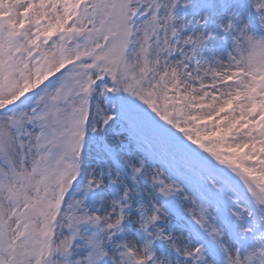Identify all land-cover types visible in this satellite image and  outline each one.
<instances>
[{
    "label": "snow or ice",
    "instance_id": "snow-or-ice-1",
    "mask_svg": "<svg viewBox=\"0 0 264 264\" xmlns=\"http://www.w3.org/2000/svg\"><path fill=\"white\" fill-rule=\"evenodd\" d=\"M0 264H264V0H0Z\"/></svg>",
    "mask_w": 264,
    "mask_h": 264
}]
</instances>
